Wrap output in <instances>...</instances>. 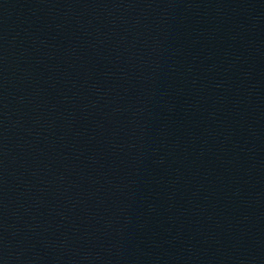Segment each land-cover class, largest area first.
Wrapping results in <instances>:
<instances>
[{"label":"water","instance_id":"obj_1","mask_svg":"<svg viewBox=\"0 0 264 264\" xmlns=\"http://www.w3.org/2000/svg\"><path fill=\"white\" fill-rule=\"evenodd\" d=\"M0 264H264V0H0Z\"/></svg>","mask_w":264,"mask_h":264}]
</instances>
